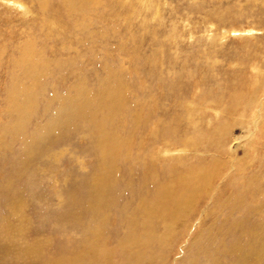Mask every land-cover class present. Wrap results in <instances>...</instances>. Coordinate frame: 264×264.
Segmentation results:
<instances>
[{"label":"rangeland","instance_id":"1","mask_svg":"<svg viewBox=\"0 0 264 264\" xmlns=\"http://www.w3.org/2000/svg\"><path fill=\"white\" fill-rule=\"evenodd\" d=\"M15 1L29 9L0 0V185L9 182V193L20 195L22 202L0 193V264H39L77 249L82 264L92 255L104 264L127 262V249L119 241L126 231L120 214L137 206L136 199L130 200L132 194H149L155 188L150 179L154 174L161 181L168 178L171 164L175 171L198 162L210 164L216 153L224 161L221 177L162 243L163 258L149 264H214L216 254L210 247L216 224L228 226L233 218L244 216L251 227L264 223V174L258 171L264 170V0H95L72 12L65 11L63 0H48L43 13L35 0ZM43 17L50 19L52 29H39ZM28 39L64 67L49 63L50 75L33 87L38 99L24 133L34 135L37 126L50 131L40 142H32L33 158L22 163L25 141L1 135L13 116L8 117L5 103L10 88L15 90V61ZM77 83L93 96L104 87L117 95L108 121L98 113L96 124H102L103 131L84 119L74 128L53 124L47 129L46 122L59 107L54 91L73 96L79 90L71 87ZM19 92L13 91L23 98ZM108 131L123 140L113 165L124 182L130 179L134 192L125 191L113 208H106L107 221L99 234L93 217L88 218L91 211L84 209L100 170L99 144ZM37 142L45 144L44 149ZM241 158L239 172L233 167ZM23 166V173L17 171ZM252 181L260 183L256 190ZM230 194L243 200L238 211L223 208ZM6 200L22 206L11 213ZM249 205H258L253 215ZM211 226L215 230L201 238L203 245L194 244ZM233 235L227 233L226 244ZM239 237L247 240L248 234ZM103 248L105 258L100 255ZM80 251L87 254L80 256ZM230 254L216 264H232Z\"/></svg>","mask_w":264,"mask_h":264},{"label":"bare ground","instance_id":"2","mask_svg":"<svg viewBox=\"0 0 264 264\" xmlns=\"http://www.w3.org/2000/svg\"><path fill=\"white\" fill-rule=\"evenodd\" d=\"M4 1L7 3L10 2L12 4H14V2H15L18 4L17 7H19V8L21 7L22 9L23 8L29 9V7H27L25 5V2L23 3L21 1L18 2L15 0H4ZM63 1L64 2L62 4L65 5V7H64L65 11L72 12V11H75V9L76 10H78L79 8L82 9V5L87 7V4H89L90 1L93 3L95 0H63ZM35 2H37L39 12L43 13L44 11H46V8L48 6V0H35ZM77 7H79V8H77ZM49 20L50 19L48 17L47 18L43 17L42 21H41L42 26L39 29H41L43 31L44 27H46L47 25H48V27H47L48 29H52V28H49L51 25V23H49ZM52 27H53V25H52ZM77 29H76V31H77ZM40 48H38L36 46V42L32 39L26 40L21 45V47L19 48L18 55H17L16 61H15V66L19 70L17 80L13 82V85H15V87H14L15 90L11 89L12 87L10 88L11 91L8 92V95L6 98V101H7L5 103L6 106L4 105L6 108L5 112L8 114V117H11V115H13V116L9 122L5 123V126H4V129L2 131L1 136L5 137V134L7 133L8 135L11 136L10 137L11 139L12 138L13 139H15V138L16 139H18V138L22 139V141H23L22 143H24V141H25L22 157L20 156L21 158H23V160L19 159V160H21L22 163L25 160L26 161L29 160V158H31V160H32L33 154H34L33 151L35 150L32 148V144H33L32 142L33 141L40 142L44 137V133L49 130L48 128H50L51 126L53 127V124H54V128L56 126H61V128H66V129L69 128L70 129L72 127L73 128L75 127V125L78 123L77 121H79V119H84L88 123H91V124L93 123V125H97L96 119L98 118V113H100V115L102 114V119H104L105 121H108L107 118H109V116H110L109 114H111L112 109H113V108L112 109H109V108L114 106V104H116V102H117L115 100V96H114L115 93L112 89H109L108 92H105V89H107V88L104 87V90L100 91L98 96H93L89 92L90 91L89 89H88L89 91L86 89L82 90V88L84 87L83 84H82L83 85L82 86L81 83H79L80 85L77 83L71 87V89H73V87H74V89L78 88V90H79V91H76V94L73 96H70V95H65V96L60 95L59 96V94L57 95L54 91V94L52 96H53V98H56L58 100L57 106H59V107H57L54 110L53 115H51L54 119L52 121L46 122L48 130H46V128H44V126H39V127L37 126V128H34L35 132H36L34 135L29 136L28 134L24 133L25 132L24 131L25 125L27 124V122L29 120L28 119L29 116L32 115V111L34 109V104L36 103L35 101L38 99V97H37V99L35 98L36 94L34 93V91H36V90H34L33 87H36L37 84H40V81L42 79H44L45 76H47L49 74L48 71H50V70L47 71V66L49 63L53 62V64H54L53 67L56 65V67H58L60 69L62 66L64 67V64L61 61L56 60L54 57L53 58L45 57L42 54V49H40ZM72 63H73V60H72ZM11 74L14 75L15 72L13 71ZM52 88H53V90H56L55 87H52ZM12 90L16 91V92H17V90H20L19 93L22 95L23 98L17 97V94L15 95L14 94L15 92L13 93ZM116 91H117V89H116ZM119 94H120V92H119ZM105 95H107L106 98H105ZM96 98H98V100H96ZM95 101H97V102H95ZM104 112H106V114ZM102 126H103L102 124L97 125V127L100 129V131H103ZM32 133H34V132H32ZM52 133H53V131H52ZM92 134L93 133H91V135ZM103 136H104V138L102 137L103 139H101L102 141L99 144V153H97V157L99 154L98 159L100 162V170H99V173H96V175H95L96 177L94 179L91 178L93 180L91 182V185L89 186L90 187L89 191H87V189H86V191L89 192V195L87 194L89 196V200L85 199L86 205L84 204L86 206V208L84 207L85 208L84 211L86 209L91 211L92 216H89L88 218H92V217L94 218V220L92 218L91 223H94V229L97 233L99 232V234L102 231V225L101 224H103L104 222L107 221V219H105V217H107V214L105 212L106 208H109V207L113 208V205L116 204L119 197L121 195H123V193H125V191L128 190L129 192H134L131 188L132 182L130 181V179H129V181L127 180L124 182L125 177H122V178L118 177L119 176V175H117L118 170L113 165L115 158L117 157V155L119 153H121L120 150H122L121 147H123L122 146L123 140L121 141V140L117 139L118 137L117 138L115 136L113 137L112 132H109V131L107 134H105ZM93 137H94V139L96 138V136H93ZM96 139H99V138H96ZM10 141H12V140H10ZM38 142H37V144H39ZM0 143H1V141H0ZM39 145H41V147H42L45 144H43V145L39 144ZM35 147H36V145H35ZM181 149L183 150L185 148H181ZM182 150L174 151V153L175 152L180 153ZM169 154H170V152H169ZM242 159L243 158L236 160L239 162V164L234 165V166H237V167H233L234 170L236 168H238V169L240 168L239 172L241 171V168L244 165V163L241 162ZM221 160L222 159H219L218 155L216 153V158L214 159V157H212L211 160L208 162L210 164H204L203 162H198L199 164H193V165L190 164L187 166H185L186 165L185 164L184 165L185 167L179 171H175L174 166L171 164L170 167L167 168L168 172H166V175H168V178L164 177L163 180L161 181L158 178H155L156 175L154 174V176H153L154 180L150 179V182H152V184L155 186V188H153L151 190V192H149V194L145 195L144 192H138L136 194V197H135V195L132 194V197L130 198V200L136 199V201L138 202L137 206L136 207L133 206L134 208L132 209L131 213H129L130 212L129 211V212L120 214L121 221L124 224V226L126 227V231H124V234H122L123 236H122V238H120L119 241H120V243H122L121 247H123V249H127L125 251V252H127V255L124 253V256H125L127 262L125 260H122L120 262V264H149V263L153 262V260L157 261V260H159V258L160 259L163 258L162 257L163 254L160 253V252H162V250L160 251V247H161L162 243L163 242L166 243L165 242L166 239L169 237L170 233L174 231V228L178 222L182 223L184 220H186L188 218L190 212H192V211L195 212L196 203L199 200L201 201V199L204 200L205 198L208 197L209 190H211V188L213 187L214 181L221 177L222 171H220V168L224 167V164H223L224 161H221ZM20 163H19V165H20ZM28 164H29V162H28ZM25 166L27 167V165H25ZM26 167H24L23 169L21 167H19V170H17V171L22 172V171L26 170L25 169ZM258 171L260 173L264 174V170L263 171L258 170ZM28 173H29V171H28ZM18 174H21V173H18ZM25 174H26V172H25ZM250 175H251V172H250ZM258 175L259 174H257L256 176H258ZM260 176H262V175L260 174ZM254 178H256V177L254 176ZM254 178L253 179L251 178V179L254 180ZM263 181H264V177H263ZM252 183H254L255 190L258 186H260L259 182H258L259 183L258 186L255 185V182L252 181ZM261 185H262V182H261ZM260 189L258 188V191H260ZM1 191L2 192L5 191V192H7V195H9L11 193L10 183L7 181H6V183H2L0 185V193H2ZM86 191H85V193H86ZM246 191L249 192L250 190H246ZM10 195L11 196L8 197V199L20 200L22 202L21 199H18V198H21V196L20 195L18 196L17 193L16 194H10ZM17 196H18V198H17ZM242 201H239V197H237V195L235 196L233 194H230L226 198L223 208H225L227 210L229 209L230 211H232L235 208L236 211H238L239 209L237 210L236 206H238ZM4 202H6V203L5 204L3 202L2 203L5 205V207L7 206L8 209H10L11 213H16V211L20 208V206H22L21 202H20V206L19 205L16 206V204H13L9 200L8 201L6 200ZM11 203H12V205H11ZM258 205L257 206H253V205L250 206L249 205L248 211L253 215V211L256 207L258 208ZM240 208H241V206H240ZM75 211H78V210L75 209ZM75 211L73 213H75ZM250 213H246V214H250ZM75 214H77V213H75ZM79 217H81V215ZM228 217H230V216H228ZM95 219H96V221H95ZM73 220H75V219H73ZM79 220H80V218H79ZM225 221H226V219H225ZM231 221H232L231 224L228 226H223V224H222V226L218 227L216 224V230H215V227H212V226L209 227L208 229L203 231L202 234H200L199 236L194 238L193 243L197 244V245L202 244L203 242L201 243V238L203 237V239H204V237H207L206 235L212 234L215 230L216 236H215V234H213L214 236L212 235L215 238V243L212 247H210V249L213 248V250L216 254V256L214 258L215 262H213L214 264L218 263L217 259H220L221 257H223L229 253H232V254H230L233 257L232 264H261V263H263L264 262V223L259 222V223H256L254 226L251 227V226H249L248 218L245 216H244L243 220L233 218V220H231ZM88 225H89V223H88ZM88 227H90V226H88ZM184 229H185V227H184ZM88 230H89V228H88ZM91 230L92 229L90 228V231ZM157 230L160 231L159 234H157L158 233ZM228 232H230L231 234H235V236L233 235L235 238L230 239L229 244H226L225 239H226V235ZM87 233H85V234H87ZM246 233L248 234V239L242 240L239 237V235L246 234ZM213 237H210V238L212 239ZM93 241H91V243ZM204 241L206 242V240H204ZM117 244H118V242H117ZM100 245H102V244H100ZM202 245H201V247H203ZM155 246H157V247L155 248ZM198 248L201 249L200 247H198ZM77 250H74L73 252H71L69 254L63 253L61 255V257H59L57 259H55L52 256L47 261L40 262L39 264H63V263L64 264H82L83 259L82 260L80 259V261H79L78 254L76 253ZM103 250L104 251H101L100 255L102 258H105V254H108V252H107L106 248H103ZM200 251H202V249ZM102 253H104V254H102ZM86 254H87L86 251H84V252L80 251V256L86 255ZM208 254H210V253H208ZM93 257H95V256L92 255V257L88 258L87 264H104L105 263V261L100 260V259L96 260ZM85 260L86 259H84V262H85ZM108 263H109V261H108Z\"/></svg>","mask_w":264,"mask_h":264}]
</instances>
